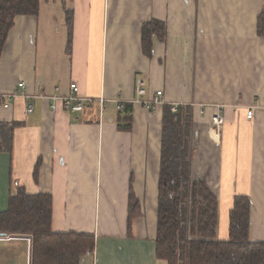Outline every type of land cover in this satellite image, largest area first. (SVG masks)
I'll return each mask as SVG.
<instances>
[{
  "label": "crops",
  "instance_id": "obj_1",
  "mask_svg": "<svg viewBox=\"0 0 264 264\" xmlns=\"http://www.w3.org/2000/svg\"><path fill=\"white\" fill-rule=\"evenodd\" d=\"M263 8L264 0H40L36 15H16L0 56V122L19 123L13 150L0 152V211L15 186L50 193L52 231L94 235L93 253L79 264H167L154 242L163 105L130 104L125 113L114 101H94L73 113L57 100L52 112L51 98L2 96L24 81L33 95H64L75 82L81 95L132 98L141 78L143 99L161 90L193 110L191 176L218 197V238L228 237L234 196L247 195L249 239L264 242V36L256 28ZM154 20L165 36L151 35L146 55L142 26ZM202 104L224 105L220 131L214 109ZM130 187L142 215L128 236ZM4 241L24 242L30 264L26 237Z\"/></svg>",
  "mask_w": 264,
  "mask_h": 264
},
{
  "label": "trees",
  "instance_id": "obj_2",
  "mask_svg": "<svg viewBox=\"0 0 264 264\" xmlns=\"http://www.w3.org/2000/svg\"><path fill=\"white\" fill-rule=\"evenodd\" d=\"M40 0H0V56L6 37L18 14L36 15ZM67 48L72 38V10H65ZM142 51L150 54L151 35L164 39L163 22L142 26ZM257 33L264 36V8L257 17ZM130 104L123 112L128 113ZM160 157L158 162L155 255L167 264H264V242L249 239L250 198L235 195L229 212L227 239L217 236L218 197L206 180L192 178L194 157L193 110L190 106L161 107ZM19 123L0 122V152L13 150L14 129ZM36 169V170H35ZM38 172L35 166L34 179ZM142 215V205L128 191L127 235L132 221ZM52 196L30 193L25 186L10 192L7 208L0 211V233L30 238V264H79L92 254L95 238L90 233L54 232Z\"/></svg>",
  "mask_w": 264,
  "mask_h": 264
},
{
  "label": "built area",
  "instance_id": "obj_3",
  "mask_svg": "<svg viewBox=\"0 0 264 264\" xmlns=\"http://www.w3.org/2000/svg\"><path fill=\"white\" fill-rule=\"evenodd\" d=\"M28 83L24 81H18L14 88L7 93L2 94L4 99L10 100L11 98L23 97L25 99H32V98H51L53 102L50 104V110L55 112L58 108L56 102L57 100L61 103L62 108L64 110H69L70 112L77 113L82 111L86 106L91 105L94 101H98L101 105H104L108 101H114L116 103V108L120 111L125 109L126 104H140L145 106L146 108L156 107L160 105L168 104L171 106V110L175 111L176 106L184 104L183 102H168L162 94L161 90H156L155 93L150 95V97L143 99L142 97L147 94L146 87L144 86V81L141 78L136 79L135 81V96L132 98H125L119 97L115 99H108L104 96L99 97H90L86 95H81L78 92V86L75 82H71L69 85V92L64 95L52 96L48 97L43 94H29L27 93ZM204 106L212 107L214 112L211 115V123L212 126L216 129V131H220L222 125L224 123V118L221 114L222 108L224 105L215 104V105H208L202 104ZM34 109V105L32 102L28 101L24 113L30 114ZM247 117L250 118L252 116V111L247 109L246 113ZM28 241L30 238L26 237Z\"/></svg>",
  "mask_w": 264,
  "mask_h": 264
},
{
  "label": "rangeland",
  "instance_id": "obj_4",
  "mask_svg": "<svg viewBox=\"0 0 264 264\" xmlns=\"http://www.w3.org/2000/svg\"><path fill=\"white\" fill-rule=\"evenodd\" d=\"M181 104L180 106H189ZM193 105V104H191ZM25 244L22 241L0 242V264H25Z\"/></svg>",
  "mask_w": 264,
  "mask_h": 264
},
{
  "label": "water",
  "instance_id": "obj_5",
  "mask_svg": "<svg viewBox=\"0 0 264 264\" xmlns=\"http://www.w3.org/2000/svg\"><path fill=\"white\" fill-rule=\"evenodd\" d=\"M5 236H6L5 234L0 233V238H3V237H5Z\"/></svg>",
  "mask_w": 264,
  "mask_h": 264
}]
</instances>
